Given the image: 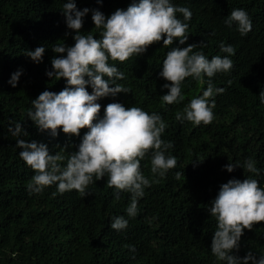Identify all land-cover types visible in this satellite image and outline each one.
<instances>
[{
  "label": "trees",
  "instance_id": "obj_1",
  "mask_svg": "<svg viewBox=\"0 0 264 264\" xmlns=\"http://www.w3.org/2000/svg\"><path fill=\"white\" fill-rule=\"evenodd\" d=\"M65 2L0 0V264H226L211 252L217 222L208 208L220 186L229 180L251 177L264 188V103L259 97L264 91V0H170L193 14L185 21L189 38L184 45L176 40L164 47L161 40L123 63L109 60L125 77L115 83L128 93L98 100L99 118L110 103L160 115L166 124L161 139L174 145L165 155L177 160L164 177L152 175L151 151L141 160V172L150 186L138 198L135 217L126 212L132 194L121 191L116 199V189L107 187V176L102 180L93 177L85 193L72 190L61 194L57 185L38 194L28 191L35 173L20 157L17 139L43 143L53 155L61 152L64 160L60 163L66 167L69 155L79 150L89 131L82 129L77 137L59 129L54 137L50 131L41 132L27 115L32 100L43 91L59 93L67 86L66 80L46 75L54 71L51 61L59 55L53 46L75 43L76 33L67 28L62 12ZM75 2L81 11L98 9L109 17L117 9L126 10L133 0ZM233 9L245 10L251 19L252 30L245 36L236 25L229 28L224 23ZM177 18L183 20L182 14L177 13ZM95 27L89 11L81 31L92 32L99 39L101 30ZM220 43L231 45L235 54L229 56L233 68L211 78L214 88L224 89L210 98L215 102L214 119L199 126L177 121L176 113L202 95L209 78L204 76L205 82L200 83L187 77L181 84L184 100L164 104L161 97L168 89L163 86L169 82L160 72L168 51L201 45L193 51H202L211 60L228 55L220 50ZM40 46L46 51L37 64L25 54ZM18 70L23 74L12 87L9 80ZM87 91L92 93L90 85ZM15 123L22 125L27 136L14 137L9 132ZM247 159L254 161L259 175L242 168L226 171L230 161L243 165ZM177 173L182 174L180 179H176ZM120 216L128 220V227L113 230L110 225ZM249 252L257 259L264 255V222L254 224L251 231L245 229L239 250L232 254L244 258Z\"/></svg>",
  "mask_w": 264,
  "mask_h": 264
},
{
  "label": "clouds",
  "instance_id": "obj_2",
  "mask_svg": "<svg viewBox=\"0 0 264 264\" xmlns=\"http://www.w3.org/2000/svg\"><path fill=\"white\" fill-rule=\"evenodd\" d=\"M89 11L92 12L95 29L101 30L99 39L92 32L84 34L81 31ZM62 12L67 28L76 33L73 37L75 43L66 46L57 42L53 46L52 50L59 55L51 61L54 71H48L46 75L57 81L66 80L67 86L59 93L43 91L32 100V108L27 115L41 132L50 131L54 137L59 129L66 135L77 137L82 129L89 131L83 136L79 150L69 155L66 167L60 163L64 160L61 152L53 155L43 143L17 139L16 147L22 149L20 157L35 173L28 184V191L38 194L46 187L57 185L61 194L72 190L85 193L93 177L102 180L107 176V187L116 189V199L120 198L121 191L132 194L126 212L129 217H135L138 198L143 197L145 187L150 186V180L141 172V160L151 151L150 171L153 176L164 177L177 165L174 156L165 155L174 145L161 139L166 124L160 115L149 114L136 106L110 103L103 117L99 118L101 105L97 101L109 95L128 93L127 88L115 83L125 77L117 67L109 64V60L123 63L133 55L145 53L149 46L161 40L164 47L173 45L176 40L184 45L189 38V24L185 21H190L193 14L189 8L176 7L170 0H133L126 10L117 9L109 17L98 9L85 8L81 11L75 0H67ZM177 13L182 14L183 20L177 18ZM224 23L229 28L236 25L242 36L252 30L251 19L243 9H233ZM200 46L171 48L160 72V76L169 82L163 86L168 89V94L163 95L161 101L169 105L184 100L181 84L187 77L200 83L205 82L204 76L209 78L202 95L192 98L183 111L175 115L177 121L187 120L197 126L209 124L214 119L215 102L210 98L224 89L214 88L211 78L218 72L231 70L233 61L229 56L235 54L231 45L220 43V50L228 55H216L209 60L202 51H193ZM45 51L46 48L40 46L34 51H26L25 55L39 64ZM22 74V70L13 73L9 84L16 87ZM228 83L231 85V81ZM89 85L91 94L87 91ZM259 97L264 103V91ZM9 132L14 137L27 136L20 123H15L14 130L9 128ZM236 168L260 174L251 159L245 160L243 165L231 161L225 165L229 173ZM181 175L177 173L176 179H180ZM208 211L217 222L211 252L218 261L226 264H264V255L257 259L251 252L244 258L232 254L234 250H239L244 230L251 231L254 224L264 222V188L256 179H232L222 184ZM110 226L116 231L124 230L128 227V220L123 216L116 217ZM129 247L135 251L134 246Z\"/></svg>",
  "mask_w": 264,
  "mask_h": 264
}]
</instances>
